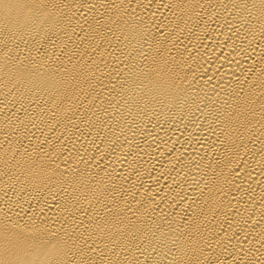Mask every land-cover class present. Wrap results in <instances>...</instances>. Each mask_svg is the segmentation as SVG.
<instances>
[{"label":"bare ground","instance_id":"6f19581e","mask_svg":"<svg viewBox=\"0 0 264 264\" xmlns=\"http://www.w3.org/2000/svg\"><path fill=\"white\" fill-rule=\"evenodd\" d=\"M0 264H264V0H0Z\"/></svg>","mask_w":264,"mask_h":264}]
</instances>
